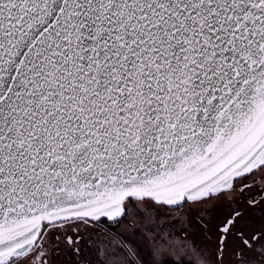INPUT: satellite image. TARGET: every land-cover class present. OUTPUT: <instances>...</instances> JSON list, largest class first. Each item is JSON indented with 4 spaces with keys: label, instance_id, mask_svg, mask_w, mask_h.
<instances>
[{
    "label": "snow or ice",
    "instance_id": "snow-or-ice-1",
    "mask_svg": "<svg viewBox=\"0 0 264 264\" xmlns=\"http://www.w3.org/2000/svg\"><path fill=\"white\" fill-rule=\"evenodd\" d=\"M0 264H264V0H0Z\"/></svg>",
    "mask_w": 264,
    "mask_h": 264
}]
</instances>
